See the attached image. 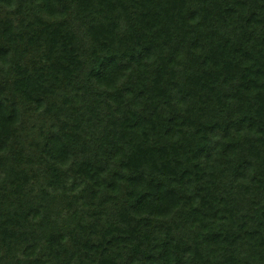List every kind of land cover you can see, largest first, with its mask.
I'll return each instance as SVG.
<instances>
[{
	"label": "trees",
	"instance_id": "16d2710c",
	"mask_svg": "<svg viewBox=\"0 0 264 264\" xmlns=\"http://www.w3.org/2000/svg\"><path fill=\"white\" fill-rule=\"evenodd\" d=\"M0 264H264V0H0Z\"/></svg>",
	"mask_w": 264,
	"mask_h": 264
}]
</instances>
